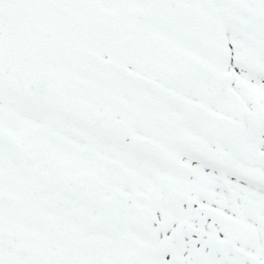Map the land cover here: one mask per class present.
<instances>
[{"label":"snow or ice","instance_id":"6c2138e0","mask_svg":"<svg viewBox=\"0 0 264 264\" xmlns=\"http://www.w3.org/2000/svg\"><path fill=\"white\" fill-rule=\"evenodd\" d=\"M0 264H264V0H0Z\"/></svg>","mask_w":264,"mask_h":264}]
</instances>
